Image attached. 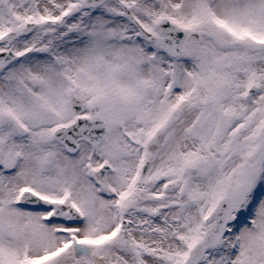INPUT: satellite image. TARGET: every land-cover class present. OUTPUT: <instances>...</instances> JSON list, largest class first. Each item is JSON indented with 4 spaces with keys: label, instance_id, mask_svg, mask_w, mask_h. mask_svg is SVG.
Listing matches in <instances>:
<instances>
[{
    "label": "snow or ice",
    "instance_id": "snow-or-ice-1",
    "mask_svg": "<svg viewBox=\"0 0 264 264\" xmlns=\"http://www.w3.org/2000/svg\"><path fill=\"white\" fill-rule=\"evenodd\" d=\"M0 264H264V0H0Z\"/></svg>",
    "mask_w": 264,
    "mask_h": 264
}]
</instances>
